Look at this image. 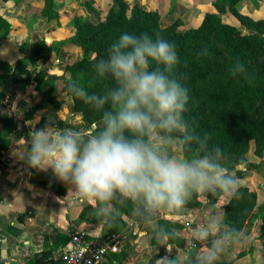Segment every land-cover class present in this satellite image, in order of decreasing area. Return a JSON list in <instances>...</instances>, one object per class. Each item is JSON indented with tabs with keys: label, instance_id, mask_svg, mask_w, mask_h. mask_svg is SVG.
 <instances>
[{
	"label": "clouds",
	"instance_id": "9594fccd",
	"mask_svg": "<svg viewBox=\"0 0 264 264\" xmlns=\"http://www.w3.org/2000/svg\"><path fill=\"white\" fill-rule=\"evenodd\" d=\"M5 49L0 56H6ZM150 62L158 67L150 68ZM180 64L176 45L157 35L125 32L108 50L107 58L93 65L98 77H110L115 86L102 94L89 93L77 81L68 91L101 113L95 131L48 124L33 128L14 156L36 172H51L71 186L75 195L92 205L97 217L110 226L117 220V207L131 203L141 223H151L161 210L179 212L194 194L222 193L240 199L238 179L224 166V152L210 146L211 136L198 134L184 114L188 111L189 90L174 75ZM237 61L231 74H244ZM11 111H19L13 102ZM184 158L170 153V145ZM0 199V215L26 208L22 193ZM156 238L171 253L166 242L175 232L155 226ZM195 239L202 247L192 256L180 254L160 258L156 264H222L228 249L248 240L245 233L211 215L198 225Z\"/></svg>",
	"mask_w": 264,
	"mask_h": 264
},
{
	"label": "trees",
	"instance_id": "16d2710c",
	"mask_svg": "<svg viewBox=\"0 0 264 264\" xmlns=\"http://www.w3.org/2000/svg\"><path fill=\"white\" fill-rule=\"evenodd\" d=\"M239 1L213 0L216 12H205L197 26L183 30L179 29L182 23L180 19L163 25L156 9L143 8L135 3L128 11L124 1L118 2V8H107L99 21L80 19L75 15L71 21L73 32L69 41L72 46L79 47L84 56L63 64V72L68 73V76L63 78L61 89L71 98L72 111L80 113L88 126L99 123L101 113L74 97L68 91L69 83L77 81L89 93L102 94L105 89L115 86V82L110 77H98L93 65L98 59L107 58L112 43L125 32L136 35L147 33L153 39L159 35L176 45L180 64L174 75L188 88L190 95L185 120L201 136L204 133L210 134V146L218 145L222 149L224 166L239 179L241 171L234 167L233 162L228 164L227 156L233 155L234 160L242 158L250 150L251 143L254 155L259 158L264 156V18H253L243 12ZM43 2L41 13L51 19L55 9L54 0ZM88 6L91 7L90 3ZM226 12L234 15L247 32L224 22L220 14ZM2 29V37L5 38L10 22L0 15V31ZM28 45L27 54L17 59L11 67L12 71L8 73L10 84L24 85L32 80L44 81L45 71L32 70L49 58L51 45L45 42L42 35H33ZM237 61L244 64L246 72L233 76L231 69ZM156 67L158 65L155 62H150L151 69ZM44 99L55 107L60 106V102L52 94V88L44 94ZM39 107H30L25 116L32 115ZM5 119L12 120L3 118ZM46 125L47 121L42 117L35 128ZM95 130L94 127L92 132ZM1 139L2 137L0 141ZM2 143L4 148L6 139ZM183 153L189 159L194 155ZM259 165L260 162H252L254 169ZM40 174L39 180L33 176L32 179L37 183H47L49 176L46 173ZM239 190L243 194L240 199L229 198L219 192L205 193L211 212L217 210V204L224 198L221 205L223 223L243 231L245 225L256 217L259 220V233L264 238V199L259 201L256 190L247 185H239ZM116 207L128 215L133 213L131 203L126 206L117 204ZM158 225L174 231L175 237L171 240L179 242L180 238L176 233V229L180 228L178 223L159 219ZM124 227L125 222L119 214L114 224L110 226L106 223L108 235ZM158 241L154 231L152 242Z\"/></svg>",
	"mask_w": 264,
	"mask_h": 264
},
{
	"label": "crops",
	"instance_id": "0c3cea01",
	"mask_svg": "<svg viewBox=\"0 0 264 264\" xmlns=\"http://www.w3.org/2000/svg\"><path fill=\"white\" fill-rule=\"evenodd\" d=\"M75 1L54 0V8L63 5L71 10ZM43 5V0H0V15L10 22L5 38L2 37L4 29L0 31V53L7 49V55L0 56V199H10V194L17 191L23 194L26 202L25 209H14L8 215H0L2 264H55L68 247L70 236L75 230L85 231L96 240L115 248L108 250L100 264H156L158 259L165 256L171 259L177 253L192 257L203 246L202 242L195 239L198 225L211 215L222 218L221 205L224 198L217 204V210L211 212L206 195L194 194L184 209L179 212L161 210L152 217L151 223L135 221L134 210L132 215L118 210L117 214L125 222V227L108 235L103 219L96 216L92 205L75 195L71 186L59 181L50 171L46 173L49 176L47 183H37L32 176L39 180L40 172L28 168L14 156L17 146L25 144L30 131L42 117L47 125L75 129L65 125L67 122L64 124L61 105V108L55 107L44 99V94L52 87L55 88L53 93L58 95L54 81L59 76L57 69L43 70L39 63L34 68L51 73L52 81L46 77L43 82L32 80L24 85L10 84L8 73L12 71L11 67L16 60L27 54L29 38L42 35L52 40V36L60 31L59 28L55 29L51 19L41 13ZM239 7L253 18H264V0H246L244 3L240 0ZM68 99L70 103L71 98ZM13 102L19 111H11ZM37 105L40 107L32 115L25 116L30 107ZM94 127L86 126L85 129L76 130L87 135ZM3 139H6L4 148ZM170 153L186 158L174 144L170 145ZM247 154L233 162L234 167L241 171L238 182L239 185H247L256 190L258 200L262 201L264 179H257L260 174L252 166V162H258L261 158L254 153V158H249ZM159 219L180 225L176 229L179 242L171 239L166 242L173 245L171 253L165 249L164 242H152ZM243 232L248 240L230 247L222 264H264V238L259 233L258 218L250 220Z\"/></svg>",
	"mask_w": 264,
	"mask_h": 264
},
{
	"label": "rangeland",
	"instance_id": "374dc122",
	"mask_svg": "<svg viewBox=\"0 0 264 264\" xmlns=\"http://www.w3.org/2000/svg\"><path fill=\"white\" fill-rule=\"evenodd\" d=\"M91 5L89 7V3ZM76 0L73 3V7L71 10L67 6L60 5L54 9V15L51 18L52 24L55 26V29L59 28L60 31L56 35L52 36L51 39L44 38L45 42L51 45V54L48 59L41 62L40 68L43 70L48 69H57L59 72V76L55 78L56 81V90L57 94L53 93L54 87H52V94L56 96V99L61 102V112L62 115L65 116L64 124L67 122L69 127H73L75 129H85L88 124L83 121L80 113H75L72 111V102L68 103L69 97H66L62 93V86L64 82L62 81L64 77L68 76V73L63 72V64L65 62H71L77 60L84 56V53L79 47L72 46L70 44V36L73 32L72 28V18L75 15H78L80 19L88 18L93 21H99L103 18L104 12L109 7L118 8V2L124 1L127 4L128 11L130 8L136 3L143 8L156 9L160 14V23L163 25L171 24L174 20L180 19L181 24L179 25V29H187L190 27L197 26L205 12H216L213 6V0ZM246 0H243V3ZM258 4V3H257ZM19 5V4H18ZM55 7V5H54ZM241 7V5H240ZM220 18L224 22H228L230 24L235 25L243 32H247V30L240 24L238 19L229 12L220 14ZM56 20V21H54ZM65 22L61 24V22ZM62 28V29H61ZM49 37V36H48ZM32 37L27 41L30 42ZM29 49V47H28ZM25 55V54H24ZM34 72L37 71V68H33ZM51 74V73H50ZM47 71H45V76L49 79L52 75H50ZM52 81V79H50ZM48 82V80H47ZM58 85V86H57ZM49 90V89H48ZM59 97V99L57 98ZM46 101V100H45ZM47 102V101H46ZM49 103V102H47ZM51 105V104H50ZM63 122V121H61ZM96 123H92L90 127H94ZM253 143H251L250 150L248 151L247 157H253ZM228 164L230 162H234V156L229 155L226 157ZM225 160V159H224ZM260 162L259 168H256V172L262 176V178L257 177V179H264V156L258 161ZM227 164V163H226Z\"/></svg>",
	"mask_w": 264,
	"mask_h": 264
},
{
	"label": "built area",
	"instance_id": "2783aa9c",
	"mask_svg": "<svg viewBox=\"0 0 264 264\" xmlns=\"http://www.w3.org/2000/svg\"><path fill=\"white\" fill-rule=\"evenodd\" d=\"M109 249L115 248L96 240L85 231L75 230L68 247L55 264H100Z\"/></svg>",
	"mask_w": 264,
	"mask_h": 264
},
{
	"label": "water",
	"instance_id": "95a60500",
	"mask_svg": "<svg viewBox=\"0 0 264 264\" xmlns=\"http://www.w3.org/2000/svg\"><path fill=\"white\" fill-rule=\"evenodd\" d=\"M96 124H98V123H96ZM96 124H95V125H96ZM95 125H94V126H95ZM133 219H134L135 221H137V222H140L135 214L133 215Z\"/></svg>",
	"mask_w": 264,
	"mask_h": 264
}]
</instances>
